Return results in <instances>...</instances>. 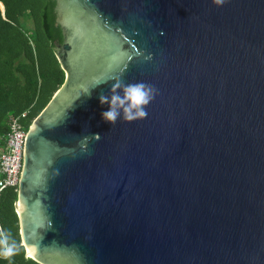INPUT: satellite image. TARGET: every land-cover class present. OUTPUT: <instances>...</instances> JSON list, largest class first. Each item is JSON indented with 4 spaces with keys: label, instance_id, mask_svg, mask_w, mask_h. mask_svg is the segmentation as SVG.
Wrapping results in <instances>:
<instances>
[{
    "label": "water",
    "instance_id": "obj_1",
    "mask_svg": "<svg viewBox=\"0 0 264 264\" xmlns=\"http://www.w3.org/2000/svg\"><path fill=\"white\" fill-rule=\"evenodd\" d=\"M54 11L64 79L25 133L13 204L24 255L264 264V0ZM119 77L158 90L145 119H102L98 96Z\"/></svg>",
    "mask_w": 264,
    "mask_h": 264
},
{
    "label": "trees",
    "instance_id": "obj_2",
    "mask_svg": "<svg viewBox=\"0 0 264 264\" xmlns=\"http://www.w3.org/2000/svg\"><path fill=\"white\" fill-rule=\"evenodd\" d=\"M54 19V0H0V150L7 117L24 113L19 121L28 125L63 82L53 44L61 42V31ZM15 199V186L0 189V228L19 249L0 264H40L24 255Z\"/></svg>",
    "mask_w": 264,
    "mask_h": 264
},
{
    "label": "clouds",
    "instance_id": "obj_3",
    "mask_svg": "<svg viewBox=\"0 0 264 264\" xmlns=\"http://www.w3.org/2000/svg\"><path fill=\"white\" fill-rule=\"evenodd\" d=\"M215 5H223L225 0H213ZM108 81H100L95 87L106 84ZM86 94L90 97L91 91ZM158 95V90L152 84L145 82L126 83L122 77L116 78L109 88L108 94L100 93L98 96L101 105H108V110L101 113L104 121L114 125L118 119L125 122L145 119L148 115L146 108ZM100 139L98 134L93 136ZM18 246L11 239L10 234L0 228V259L11 260L17 254Z\"/></svg>",
    "mask_w": 264,
    "mask_h": 264
},
{
    "label": "built area",
    "instance_id": "obj_4",
    "mask_svg": "<svg viewBox=\"0 0 264 264\" xmlns=\"http://www.w3.org/2000/svg\"><path fill=\"white\" fill-rule=\"evenodd\" d=\"M19 116L7 117V130L4 134V146L0 150V189L17 186L22 163L23 143L28 125L24 126Z\"/></svg>",
    "mask_w": 264,
    "mask_h": 264
},
{
    "label": "bare ground",
    "instance_id": "obj_5",
    "mask_svg": "<svg viewBox=\"0 0 264 264\" xmlns=\"http://www.w3.org/2000/svg\"><path fill=\"white\" fill-rule=\"evenodd\" d=\"M28 252H29V250H28Z\"/></svg>",
    "mask_w": 264,
    "mask_h": 264
}]
</instances>
